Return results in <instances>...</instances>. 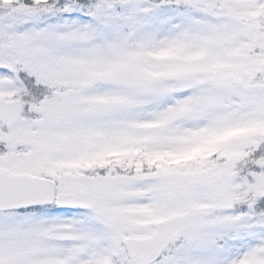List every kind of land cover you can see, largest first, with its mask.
<instances>
[{"label": "snow or ice", "instance_id": "obj_1", "mask_svg": "<svg viewBox=\"0 0 264 264\" xmlns=\"http://www.w3.org/2000/svg\"><path fill=\"white\" fill-rule=\"evenodd\" d=\"M0 264H264V0H0Z\"/></svg>", "mask_w": 264, "mask_h": 264}]
</instances>
